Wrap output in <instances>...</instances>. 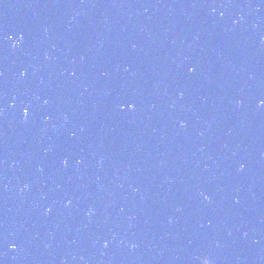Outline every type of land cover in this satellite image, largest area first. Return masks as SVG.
I'll use <instances>...</instances> for the list:
<instances>
[{"label":"snow or ice","instance_id":"obj_1","mask_svg":"<svg viewBox=\"0 0 264 264\" xmlns=\"http://www.w3.org/2000/svg\"><path fill=\"white\" fill-rule=\"evenodd\" d=\"M8 38H9V39H13L14 37H11V36H10V37H8ZM20 39L23 40V37H21ZM190 71L194 73V72H195V68L190 69ZM26 74H27L26 72L23 73V75H26ZM125 107H131V108L134 110V107H135V106H134V105H127V106H125ZM29 115H30V110H29L28 108H25V110H24V116H25V117H28ZM64 163L67 164V161L65 160ZM206 199H207V198H206ZM105 246L107 247V245H105ZM13 247H15V245H13Z\"/></svg>","mask_w":264,"mask_h":264},{"label":"clouds","instance_id":"obj_2","mask_svg":"<svg viewBox=\"0 0 264 264\" xmlns=\"http://www.w3.org/2000/svg\"><path fill=\"white\" fill-rule=\"evenodd\" d=\"M262 103H264V102H262ZM199 259L201 261V264H213L212 259L208 256H203V257H200Z\"/></svg>","mask_w":264,"mask_h":264}]
</instances>
